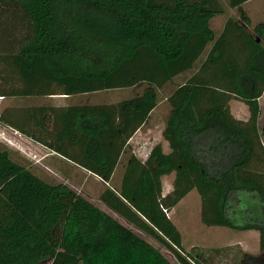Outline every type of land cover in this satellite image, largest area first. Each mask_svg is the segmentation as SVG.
<instances>
[{"label": "trees", "instance_id": "trees-1", "mask_svg": "<svg viewBox=\"0 0 264 264\" xmlns=\"http://www.w3.org/2000/svg\"><path fill=\"white\" fill-rule=\"evenodd\" d=\"M246 1L0 0V99L133 92L109 104L7 108L0 125L103 183L122 165L118 190L105 187L98 201L176 264H214L221 250L181 248L165 213L192 190L203 225L257 233L260 256L241 253L238 264H264V118L259 124L257 104L264 92V22L247 31ZM216 16H225L218 32L210 27ZM164 88L170 90L160 135L168 151L155 144L140 160L127 142ZM230 100L246 106V120L231 116ZM171 174V190L162 196L160 180ZM0 264L171 263L0 146Z\"/></svg>", "mask_w": 264, "mask_h": 264}, {"label": "rangeland", "instance_id": "rangeland-1", "mask_svg": "<svg viewBox=\"0 0 264 264\" xmlns=\"http://www.w3.org/2000/svg\"><path fill=\"white\" fill-rule=\"evenodd\" d=\"M251 2L245 6V9H254V13L249 16L250 26L247 29L250 32L253 25L264 22V0H250ZM225 5V0H220ZM243 7V5H242ZM249 13V14H250ZM234 11L226 9V16H233ZM225 16H216L210 21V27L215 32L220 31ZM261 43L264 46V38ZM188 76V74H185ZM174 79L176 84L181 83L182 80ZM170 88H164L159 91L160 102L157 104L152 113L153 127L150 131L140 130L134 139L130 140L128 144L129 153L135 155L138 159L143 160L148 149L157 143H160L164 152L168 151L166 145L159 131V121L162 120L168 106L165 102V96L168 94ZM96 96H74L70 98H63L61 96H53L52 98H3L0 99V113L7 108H23L24 106H52L60 107L69 104H109L124 100L133 95L131 89L112 90L104 93L95 94ZM259 107L258 123L264 118V92L257 99ZM228 108L231 116L236 120H246L248 113L246 106L242 103L230 100ZM18 112V110L16 111ZM20 112V111H19ZM25 113V110H21ZM263 147L264 141L260 139ZM0 146L8 149L12 154L14 160L19 163H26L32 171L40 178L52 181L55 183H64L76 194L83 197L93 205L104 210L109 216L116 219L121 225L130 229L135 235L142 240L151 244L154 248L167 258L171 264H176L170 253L153 241L150 237L143 234L133 226L126 223L114 213L107 210L99 201L98 194L103 191L105 187L113 190H118L119 177L122 172L121 165L113 171L112 181L103 183L98 178L89 174L79 166L75 165L66 158L49 151L45 147L36 142L24 137L23 135L0 125ZM173 175L161 178V195L164 196L171 190V182ZM200 201L197 193L192 190L187 193L168 213L166 216L175 226L181 237V248L188 251L191 247L201 249L220 248V252L212 255V262L214 264H238L241 253H246L251 256H260L258 251L257 233L254 231L238 232L224 227L206 226L200 222ZM240 252H237L238 250ZM235 257V258H234ZM240 264H250L245 260Z\"/></svg>", "mask_w": 264, "mask_h": 264}, {"label": "crops", "instance_id": "crops-1", "mask_svg": "<svg viewBox=\"0 0 264 264\" xmlns=\"http://www.w3.org/2000/svg\"><path fill=\"white\" fill-rule=\"evenodd\" d=\"M251 1L250 0H248V1H246V2H244L242 5H243V7H242V5H241V8H242V10L244 11V13L246 14V16L248 17V18H250L249 16L251 15V13H254L255 11H254V9L253 8H250L251 9V13H250V9H245V6L247 5V4H249ZM250 13V14H249ZM224 22V21H223ZM222 25H223V23H222ZM222 27V26H221ZM263 38H264V36H263ZM155 110V109H154ZM154 110H152L151 111V113H150V115H149V118H148V120L146 121V123L144 124V126L143 127H141L140 129H138L133 135H132V137L128 140V142H127V145L129 144V142H130V140H132V139H134V137L138 134V133H140V130H143V131H150L152 128H154L153 127V123H152V113L154 112ZM167 112H168V110H166L165 111V115L167 114ZM165 115H164V117H165ZM164 117H163V119H164ZM163 119L161 120L160 119V121H159V124H160V127H159V131H160V133H161V129H162V122H163ZM163 143L166 145V143L163 141ZM157 144H160V143H157ZM160 146H161V144H160ZM161 149H162V146H161ZM166 149H167V145H166ZM162 151H163V149H162ZM163 153H167V151L166 152H164L163 151ZM135 156V155H134ZM136 157V156H135ZM119 166V165H118ZM117 166V167H118ZM117 167L115 168V169H117ZM114 169V170H115ZM121 169H123L122 168V165H121ZM121 174V173H120Z\"/></svg>", "mask_w": 264, "mask_h": 264}, {"label": "built area", "instance_id": "built-area-1", "mask_svg": "<svg viewBox=\"0 0 264 264\" xmlns=\"http://www.w3.org/2000/svg\"><path fill=\"white\" fill-rule=\"evenodd\" d=\"M165 213V211H163ZM166 214V213H165Z\"/></svg>", "mask_w": 264, "mask_h": 264}]
</instances>
